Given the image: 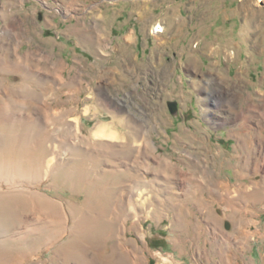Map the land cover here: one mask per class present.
<instances>
[{
    "label": "rangeland",
    "instance_id": "374dc122",
    "mask_svg": "<svg viewBox=\"0 0 264 264\" xmlns=\"http://www.w3.org/2000/svg\"><path fill=\"white\" fill-rule=\"evenodd\" d=\"M40 2L0 19V264H264V0Z\"/></svg>",
    "mask_w": 264,
    "mask_h": 264
},
{
    "label": "crops",
    "instance_id": "0c3cea01",
    "mask_svg": "<svg viewBox=\"0 0 264 264\" xmlns=\"http://www.w3.org/2000/svg\"><path fill=\"white\" fill-rule=\"evenodd\" d=\"M41 0H38V4H35V6H33L32 8H30V10H28L29 12H25V11H23L24 10V8L26 7V5L23 3V0H17L15 3H10V5L11 6H9V8H12V10H10V12H9V14H7L6 12H4V13H2V14H0V19L2 20V22L1 23H3V25H10V24H12L13 26H20V22L18 21V19L20 20V16H21V14L22 13H24L25 12V15L24 16H28V17H33V18H37L38 17V15H40L42 12V10H43V7H44V5H43V3L42 2H40ZM8 8V9H9ZM46 10V9H45ZM47 11V10H46ZM6 14V16H4ZM44 14V18H43V21L45 22V24L44 25H49V26H55V29H56V25H58L59 24V21H60V18L61 19H63V15L62 14H60L59 13V15H58V18L56 17V15H49V14H46V12H44L43 13ZM55 17V19L53 20V18ZM42 19V18H41ZM6 20H7V22H6ZM43 25V24H42ZM62 33V32H61ZM62 35V34H61ZM126 35H127V37L130 39V40H134V31H129V32H127L126 33ZM54 37H56V39H58L57 41H64V39H59V34H54ZM56 41V40H55ZM57 41H56V43H57ZM59 41V42H60ZM61 41V42H62ZM63 46L62 47H65V45L64 44H62ZM68 51H71V48H69L67 45H66V51H64V52H68ZM17 53V52H16ZM42 53H46V52H42ZM47 53H50V54H47L49 57H55V58H60L59 56L57 57V56H54V54H53V51H51V52H47ZM96 54H99V56H101L102 57V55H106V53H96ZM115 54V53H114ZM117 54V53H116ZM124 54H126V53H123V55ZM133 55H135L136 53H132ZM46 55V56H47ZM118 55H121V54H117V56ZM164 55H165V53H146L145 54V59H144V61H146V63L145 64H149V66H148V68L149 67H151L150 69H151V72H155V71H157L158 73H160V72H162V67H163V60H164ZM136 56V55H135ZM61 59V58H60ZM180 62H183V60H180ZM184 68L182 67V72L184 73H188L189 74V77H190V79H192V80H190L191 82H192V84H191V87L189 88V91H190V94H189V96H187V98H184L183 97V102H184V104L186 103V100H188L187 101V103H186V105H190V104H192L193 106V108L195 107V104L197 103L196 102V100L194 101V102H192V100H193V97H194V95L192 94V91L194 90V84H196V82L194 83L193 82V80L194 79H196L197 77H198V75H197V69H196V67L193 65V64H189L188 63V61L187 62H185L184 63ZM106 67V66H105ZM104 67V69L106 70V69H110V71H107L106 73L107 74H105L100 80V84H103L104 86H102L103 88H104V92L103 93H105V95H107L108 97H110L111 98V96H110V94H108L107 92H108V87H110L111 85H113L114 83H116L117 81H118V79L116 78V76H115V74L114 73H116V71H119V70H123L122 68H115V67H106L105 68ZM63 71L64 70H62L61 71V73H63ZM150 71V70H149ZM53 72H56L55 70H50V73H53ZM177 77L178 78H180V80H181V76H180V74H178L177 75ZM194 78V79H193ZM199 78V77H198ZM153 81H156V80H154V78L152 79V81H150V82H153ZM153 86H155V87H152V90L150 89V87H149V89H147V95H149V97H151V95H153L154 94V90L155 89H159V87H157L158 85H157V83H153L152 84ZM112 87V86H111ZM107 88V89H106ZM161 89V88H160ZM113 98V97H112ZM152 98V97H151ZM179 102V101H178ZM182 103V102H181ZM181 103L179 102V105H181ZM195 103V104H194ZM187 110V109H186ZM113 111V110H112ZM203 113H200V114H197V113H195V112H191V110H190V115H191V117L190 118H188V120L187 121H190V122H193V123H199V122H203V123H205V122H207V112H205V111H202ZM114 113V112H113ZM116 113V112H115ZM117 114V113H116ZM180 114H182V113H180ZM152 114H151V112L149 111V109H147V111L145 112V116L147 117V119H148V121H150V116H151ZM201 117V118H200ZM114 119H117L116 117L115 118H113V119H111V120H113L114 121ZM226 121H227V123L228 124H226L225 126H223V127H221V128H218V129H220V131L221 130H224L225 131V137L228 139V138H230V139H232V137L234 138V137H239L238 136V134H237V130H236V127H235V125H232V124H230V122H236L237 120H236V117L235 116H233V115H230L227 119H225ZM246 120V119H245ZM259 123H261V120H259ZM257 124V125H254V129H252V131H253V134L251 135V137L250 136H248V137H250L251 139H253V141H255L256 139H257V142L255 141L254 143H257V145H259L260 146V144H261V137H262V134H261V130H262V124ZM238 127H240V126H238ZM237 127V128H238ZM185 129L186 128H189L188 126H185L184 127ZM190 130H192V129H190ZM249 131V130H251L250 128H246L244 131ZM247 131V132H248ZM250 132V131H249ZM248 132V133H249ZM236 141V140H235ZM234 142V141H233ZM235 144H237L236 142H235ZM248 150V149H247ZM247 150H238V152H240V153H242V151H247ZM248 152V151H247ZM242 167H244V166H241L240 164H239V161H236L235 163H234V168H235V170H239V169H242ZM243 190V187H241L239 184H235L234 186H233V189H232V191H234V192H236V193H240V191H242Z\"/></svg>",
    "mask_w": 264,
    "mask_h": 264
},
{
    "label": "bare ground",
    "instance_id": "6f19581e",
    "mask_svg": "<svg viewBox=\"0 0 264 264\" xmlns=\"http://www.w3.org/2000/svg\"><path fill=\"white\" fill-rule=\"evenodd\" d=\"M258 1H262V0H258ZM158 28V29H157ZM157 28H156V31L157 32H160V31H162L161 29H159L160 27L159 26H157ZM104 99V98H103ZM107 128H106V126L104 125V124H98L96 127H95V129L91 132L92 133V135L93 136H101V135H105V134H107V132H108V130H106ZM109 129V128H108Z\"/></svg>",
    "mask_w": 264,
    "mask_h": 264
},
{
    "label": "water",
    "instance_id": "95a60500",
    "mask_svg": "<svg viewBox=\"0 0 264 264\" xmlns=\"http://www.w3.org/2000/svg\"><path fill=\"white\" fill-rule=\"evenodd\" d=\"M167 105L169 107V110L171 113H174L175 112V108H176V103L173 101V102H167ZM226 226V225H225Z\"/></svg>",
    "mask_w": 264,
    "mask_h": 264
}]
</instances>
